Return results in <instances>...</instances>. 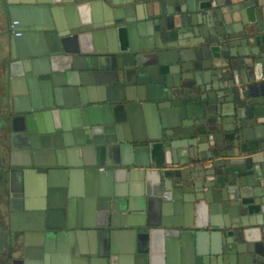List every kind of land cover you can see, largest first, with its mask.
<instances>
[{"label":"water","instance_id":"1","mask_svg":"<svg viewBox=\"0 0 264 264\" xmlns=\"http://www.w3.org/2000/svg\"><path fill=\"white\" fill-rule=\"evenodd\" d=\"M233 7L0 0V213L17 232L0 264H147L158 246L165 264H264V23L255 8L247 32ZM201 207L226 221L196 230Z\"/></svg>","mask_w":264,"mask_h":264},{"label":"crops","instance_id":"2","mask_svg":"<svg viewBox=\"0 0 264 264\" xmlns=\"http://www.w3.org/2000/svg\"><path fill=\"white\" fill-rule=\"evenodd\" d=\"M198 2V6L202 8L204 11V8L211 9L212 6L214 8L221 6L222 12L228 16L229 14V9L230 6H234V12L232 13V16L235 21H239L241 19V8L246 7L249 12H250V20L254 21L253 24H250L247 26L246 30L247 32H254L256 31V16L254 13L255 8H259L262 12V17H263V23H264V0H196ZM238 9V10H235ZM2 24L3 21L1 19L0 15V83L2 79H5L4 77L6 76V70H5V56L7 53L6 50V45L4 43V36L1 32L2 29ZM264 32V31H263ZM234 159H239L240 157L238 155H235L232 157ZM207 207V206H206ZM206 207H201L197 208V210H193L190 213L189 219H191L192 224L197 225L199 228L196 230H201V231H206L209 229H201V225H207L211 221L216 222V223H223L226 221L224 219V216L221 214H211L208 212V209ZM74 209L76 216L79 217V222L81 223L84 218V205L82 202L80 203H74ZM15 226V225H14ZM249 229V230H248ZM80 230V229H79ZM211 230V229H210ZM264 230V228H262ZM16 230H12L10 228V221L8 219L7 213H0V261L6 256V254L9 252L10 245L7 240V234L8 233H14ZM247 231H251V234L260 237V230L257 227H251L247 228ZM208 232V231H207ZM17 233V232H15ZM121 239L124 240V236L120 234ZM125 241V240H124ZM213 244L214 248L221 249L222 241L219 237H216L212 242H209L207 240V245L209 247L210 244ZM160 246L155 247L153 249V252L151 254V258L149 260V263L147 264H165L166 261V253L160 252ZM50 261V259H49ZM55 261V260H53ZM34 262V261H33ZM51 262V261H50ZM122 264H136V262L131 261L130 263L128 262H123ZM140 264V263H139Z\"/></svg>","mask_w":264,"mask_h":264}]
</instances>
